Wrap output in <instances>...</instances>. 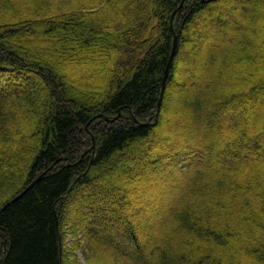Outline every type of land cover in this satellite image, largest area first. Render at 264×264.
I'll use <instances>...</instances> for the list:
<instances>
[{"label": "trees", "instance_id": "1", "mask_svg": "<svg viewBox=\"0 0 264 264\" xmlns=\"http://www.w3.org/2000/svg\"><path fill=\"white\" fill-rule=\"evenodd\" d=\"M260 7L256 0H0V264H74L62 251V229L73 220L85 264H264ZM211 42L218 48L206 56ZM70 69L79 72L74 81ZM88 128L97 136L90 147ZM194 166L189 179L177 175ZM165 170L178 176L168 212L142 202L145 188L136 182ZM112 220L124 238L104 229Z\"/></svg>", "mask_w": 264, "mask_h": 264}, {"label": "rangeland", "instance_id": "2", "mask_svg": "<svg viewBox=\"0 0 264 264\" xmlns=\"http://www.w3.org/2000/svg\"><path fill=\"white\" fill-rule=\"evenodd\" d=\"M256 1L258 3L259 7L264 6L262 0H256ZM262 7H260V8H262ZM260 8H258L259 11L264 13V9H260ZM229 19L231 22L229 29L233 30V26L236 25V21H234L235 18L233 16H231V17H229ZM196 24H200L202 26L203 22L202 23L197 22ZM201 34L205 37V39L210 38V37L217 39L216 35L214 36V34L210 33L209 31L202 30ZM228 38H230V36H228ZM50 42L53 43V40L50 39ZM56 44L59 47H63V42L56 41ZM47 48H48V46H47ZM214 48H218V43L216 44V43L211 42L208 50L205 53V55L207 56L208 54H210L211 50ZM30 50H34V49H30ZM59 53L61 54L60 55L61 61L64 62L63 64L65 66L67 64L70 65V63L63 56L64 53H61L60 51H59ZM77 62H79V61H77ZM255 68L257 71L258 70L261 71L260 69H262V68L258 67V65H255ZM67 73H68L70 79L72 81H74V78L78 75L79 72L75 71L74 69H70L67 71ZM250 73H252V72H250ZM179 76H182V74H179ZM255 103H257V102H255ZM261 109L262 108H260V109L256 108L257 111H259ZM178 123H179V121H178ZM90 131L91 130L88 128V129H86V132H85V137L87 138V141L89 143V147L91 145H93V146L96 145V139H97V136L94 133H92V131L91 132ZM217 131L219 133H224L227 130H225L222 127H219V129ZM210 135H211V132L209 133V137H210ZM239 154H242V153H239ZM220 157L224 160H229L232 158L236 159V160L240 159V158L232 155L231 153L220 154ZM250 161L252 163H254V161L252 159ZM122 167H123L122 164H120L118 167V170H121ZM196 170H197L196 166L192 167L190 172H184V171H181V169H179V174H177V175H179V177L182 175L184 179H189L193 174L196 173ZM166 171H168V170L155 171L154 174H150V176H143V178L138 179V181H136V182H139L141 185H143V187L145 188V191L143 192V195L141 197V201L144 202L148 207H152V208L158 209L160 211L163 210V212L164 211L168 212L170 210V208L177 202V198H178L177 186H174V185H176L175 181L171 180L172 177L169 176V173H167ZM176 177L178 178V176H174L172 179H174ZM134 185L135 184H132V185L130 184L131 188H129V190L132 189L133 193H139L138 189L133 188ZM124 197L128 198V191H126V194L124 195ZM77 198L78 197L75 196L67 203V208H68L69 213H70L67 216L70 218V220H73L71 216H74L75 214H77V212L79 210V208L76 205ZM101 203H102V205H101L102 210L104 212H106L108 209L106 207H104V204H105L104 201L102 200ZM99 207H100V205H99ZM118 212L120 213L121 216H124V214H123L124 212H122L121 209H119ZM69 223H71V222H69ZM76 223H77L76 220H73L71 225L65 226L62 229V238H63L62 251L64 252V255L67 256V259L69 261H72V260L74 261V264H76V263H78V264L84 263L85 264L86 263V257H84L83 250H82V247L85 245V240L82 239L83 236L78 231V227H76L77 226ZM100 223L103 224L104 222L100 221ZM109 225H110L109 227L105 225L104 229L110 228V230L112 229L111 231L113 233L115 232V235L122 236V237L124 236L121 234V233H123V231H121V230L124 228L123 225L121 224V222L112 220V221H110ZM76 232H77V234H76ZM101 242H102V245H104V246L110 245V247L115 248L113 245L108 243L105 239H102ZM123 242H125V241H123ZM118 250H120V249H118ZM121 252L123 254V251H121ZM115 264H126V263L116 262Z\"/></svg>", "mask_w": 264, "mask_h": 264}, {"label": "water", "instance_id": "3", "mask_svg": "<svg viewBox=\"0 0 264 264\" xmlns=\"http://www.w3.org/2000/svg\"><path fill=\"white\" fill-rule=\"evenodd\" d=\"M209 1V0H207ZM177 46H178V36L175 35V38H174V43H173V47H172V51H171V54H170V58H169V61H168V64L166 66V69H165V75H164V78H163V82H162V92H161V97H160V101L158 103V105L160 106L161 105V101H162V97H163V94H164V89H165V86H166V83H167V79H168V76L170 74V71H171V67H172V64L174 62V58H175V54H176V50H177ZM107 120L109 119L108 117H105ZM42 175H40L38 178H36L30 185H28L19 195H17L16 197H14L11 201H8L2 209H4L7 205H9L12 201H14L15 199H17L19 196H21L27 189H29L32 185H34L36 183V181L38 179L41 178Z\"/></svg>", "mask_w": 264, "mask_h": 264}]
</instances>
